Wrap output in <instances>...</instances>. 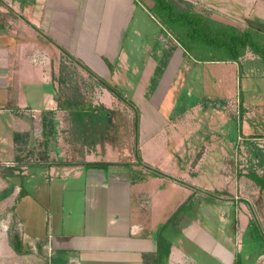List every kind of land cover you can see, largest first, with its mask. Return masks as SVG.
<instances>
[{"label":"rangeland","instance_id":"374dc122","mask_svg":"<svg viewBox=\"0 0 264 264\" xmlns=\"http://www.w3.org/2000/svg\"><path fill=\"white\" fill-rule=\"evenodd\" d=\"M171 1L179 10L240 30H246L249 22L264 24L258 14L259 6L264 14L260 0ZM153 6V0L135 1L134 19L119 42L125 63L121 60L119 65L112 63L111 69L104 59L112 72L106 78L86 70L88 67L76 53L65 49L48 33L39 32L36 27L34 31L24 32L15 25L20 21L19 16L12 14L17 18L9 25V31H0V41L10 46L20 41L29 43L28 56L40 62L38 70L49 78V83L46 87L28 85V88L39 93L49 90L50 108L54 109L48 110L43 105L40 112H35V119L34 106L28 105L27 113L22 115L26 124L20 122L24 130L12 135L6 132L14 145L0 151V156L3 155L0 174L5 173V164L12 166L18 176L27 172L32 178L25 185L32 194L28 200H37L46 211L58 212L56 207L62 202L72 209L81 207L84 180L72 185L71 181H61L60 175L51 174V169L62 172L65 167L88 164L87 154L89 160L114 159L117 162L111 164L128 168L130 179L141 184L139 200L145 214L152 211L154 188L173 184L179 189L172 191L176 202L183 189L189 191L182 208L168 210L171 223L161 225V229L169 226L164 236L175 240L176 234L182 235L170 226H181L187 218L195 219L196 212H191L201 202L205 209L209 205L222 207L223 213H232L231 208L247 203L253 215L246 233L260 235L263 210L254 204L264 201V189L251 176L264 179V60L250 50L238 62L199 63L186 57L149 11ZM0 19L4 21L1 15ZM85 58L100 70V64L90 52ZM166 62L169 64L163 75H158ZM13 70L15 80L19 65H14ZM99 77L115 86L121 96L104 88ZM14 80L12 87L16 85ZM68 102L73 106L79 104L81 119L78 109H70ZM135 111L140 117L139 133L135 131ZM159 152L162 157L159 163L152 165L147 161ZM225 182L227 185L223 187ZM63 183L73 187L74 192H70V187L64 190ZM242 185L251 190L241 193ZM70 193L72 196L68 197ZM3 199L2 192L0 205ZM27 202L22 206L27 207ZM9 210L0 207V222L9 220ZM38 218L41 216L34 214L35 222ZM47 220L46 217L45 224ZM211 220L219 224L217 213H211ZM236 221H224L223 230L239 232ZM17 223L13 217V222H8L9 229ZM260 244L264 251V242ZM183 246L204 264H214L190 239L184 238Z\"/></svg>","mask_w":264,"mask_h":264},{"label":"crops","instance_id":"0c3cea01","mask_svg":"<svg viewBox=\"0 0 264 264\" xmlns=\"http://www.w3.org/2000/svg\"><path fill=\"white\" fill-rule=\"evenodd\" d=\"M260 1L264 4V0ZM134 4L135 0H0L3 6L0 15L4 17V21L0 19V31H9V25L17 18L12 14H17L20 21L15 25L24 32L34 31L36 27L39 32L48 33L65 49L76 53L88 69L106 78L109 72L112 73L105 64L106 60L110 66L119 65L120 60L125 63L119 42L134 19ZM259 9L260 6L259 17L264 20V14ZM28 47L29 43L24 41L11 46L0 41V151L14 145L12 137L8 138L6 132L12 135L24 130L21 123H26L22 121V115L27 113L25 109L29 104L34 106L32 117L35 119V112H40L43 105L48 110L54 109L50 108L52 101L48 88V91L40 93L28 88V85L45 86L49 83V78L38 70L40 62L28 56ZM87 52L100 64V70L86 60ZM14 65L20 67L15 80L11 73ZM12 80L16 81L13 87ZM11 92L16 93L12 95ZM160 155L161 152L147 161L152 165L159 163L162 160ZM88 157L89 154L86 163L117 162L107 158L89 160ZM164 160L167 158L164 157ZM4 171L0 174V194L3 192L4 195L0 207H9V220L13 222L14 217L18 223L10 230L9 220L0 222V264H204L195 253L185 249L184 238L190 239L214 264H264V251L260 244L264 242V201L253 203L263 210L260 216L263 232L260 235L246 233L253 215L247 209V203L231 208L236 213L233 215L234 212L223 213L222 207L213 205L205 209L201 202L196 205V211L191 212H196L195 219L187 218L181 226H170V229L176 228V232L182 234H176L174 240L164 236L169 226L161 229V225L171 223L167 218L169 209L176 206L182 208L190 195L186 189L180 190V200L176 202L172 191L179 189L173 184L163 189L154 188L150 204L152 211L145 214L139 200L142 186L130 179L128 168L112 165L107 170L93 169L82 164L65 167L62 172L51 169V174L60 175L59 179L63 182L71 181L73 185L84 180V188L80 190L81 207L72 209L68 203L62 202L56 207L58 212L47 210V215L45 206L40 202L28 200L32 194L25 185L30 183L31 176L27 172L18 176L9 164H5ZM12 172L14 175H11ZM16 176L22 180L20 185L9 180ZM226 185L225 182L223 187ZM69 187L70 192H74L73 187L63 183L64 190ZM250 190L242 185L240 192ZM70 194L68 197L72 196ZM26 201L28 206H22ZM26 210L33 211L30 214ZM211 213H217L219 224L211 220ZM34 214L41 219L35 222ZM227 219H236L240 231H224L222 223ZM14 238H17L18 249L12 243ZM160 238L171 245L168 259H158Z\"/></svg>","mask_w":264,"mask_h":264},{"label":"trees","instance_id":"16d2710c","mask_svg":"<svg viewBox=\"0 0 264 264\" xmlns=\"http://www.w3.org/2000/svg\"><path fill=\"white\" fill-rule=\"evenodd\" d=\"M153 1L154 6L149 8V11L184 50L186 57H191L199 63L238 62L250 50L264 60V24L259 21L249 22L246 30H240L234 26L213 21L190 11L179 10L177 5L171 0ZM168 64L169 62L164 63V69L159 71L158 75H163ZM86 70L89 71L90 69L86 68ZM98 80L113 95L121 96L122 93L118 94L115 86L110 85L100 77ZM67 104L70 109H78V118L81 119V107L79 104L75 106L69 102ZM135 112V131L139 133L140 117L138 111ZM112 165L106 162L85 164L87 168L105 170ZM11 175H14V173L12 172ZM251 177L264 189V179L257 175H252ZM12 243L18 249L17 238H14ZM170 252V243L160 238L158 240V259H168Z\"/></svg>","mask_w":264,"mask_h":264},{"label":"water","instance_id":"95a60500","mask_svg":"<svg viewBox=\"0 0 264 264\" xmlns=\"http://www.w3.org/2000/svg\"><path fill=\"white\" fill-rule=\"evenodd\" d=\"M9 180L13 183V184H18V185H20L21 184V182H22V180H21V178L20 177H12V178H9Z\"/></svg>","mask_w":264,"mask_h":264}]
</instances>
